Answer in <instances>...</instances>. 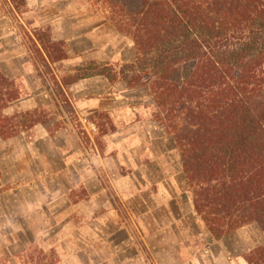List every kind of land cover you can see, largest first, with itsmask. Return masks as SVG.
Instances as JSON below:
<instances>
[{
    "label": "rangeland",
    "instance_id": "rangeland-1",
    "mask_svg": "<svg viewBox=\"0 0 264 264\" xmlns=\"http://www.w3.org/2000/svg\"><path fill=\"white\" fill-rule=\"evenodd\" d=\"M104 14L108 23L102 19ZM91 28L96 35L89 37L90 40H83L84 29ZM35 30L45 37L43 39L48 45L50 42L59 45L55 48L56 51L50 48L51 52L54 51L53 58L58 60L63 51L68 59L49 64L45 57L47 53L36 40ZM79 40L82 44L76 46ZM103 42L110 43L112 54L115 55L113 62H109L112 65L125 64L132 55V40L118 32L111 24L105 8L95 0H0V49L8 47L3 50L5 60L11 57L1 67L3 62L0 51V71L16 82L15 90L21 95L19 100L0 114L11 124L10 127L18 131L8 139L0 137V264H54L62 253L69 251L76 256L77 253L83 254L88 247L91 248L88 252L97 253L95 262L98 264H190L196 254L194 248L208 246L211 241L213 243L232 235L239 239L257 241L263 234H259L258 226L254 224L216 239L195 212L194 194L183 173L180 151L173 136L155 120V105L148 90H129L126 87V96L120 95L119 90L118 109L111 114H82L74 108L55 81L57 78L71 81V77L76 75L75 69L85 63L81 59L87 52H82L103 48ZM14 55L19 61L14 60ZM37 82L44 83L41 91L37 88ZM150 121L159 124L161 129L158 132L162 136L156 135L149 143L152 145L151 141L158 140L156 143H162L159 145L160 150L168 154L167 162L155 166L148 163L147 157L151 156V151L146 150L149 151V156L140 154L144 145L146 147L147 137L142 129L134 132L138 122L143 128L141 123ZM34 122L43 125L50 123L51 136L62 129L70 132L77 153L81 144L90 148L92 141L103 154H107L109 151L104 147L108 134L119 130H122L123 136L128 134L125 138L115 136L112 139L114 150H111V154L123 152L127 156L134 149L137 156H119L105 162L98 159L100 165L93 164L88 168V171H96V167L98 168L100 185L106 190L98 201L101 204H113L119 209L118 217L111 216L106 210L95 213L96 216L103 217L101 233L104 240H110L108 243L102 241L103 243L88 245L80 239L78 241V236L83 235V222L79 218L69 221L70 228L62 230L64 236L60 235V240L45 231L48 219L52 220L46 216L47 210L43 207L33 210L32 204L35 199L36 204L41 196L34 197L30 194L33 180L36 179L33 175H37V170L27 159L25 144H16L10 148L3 147L1 143V140L17 138L23 132H28ZM88 123H93L98 128L93 139L85 131ZM135 146H140V150ZM41 147L43 146L38 147L39 150ZM39 150L35 149V154L40 153ZM15 157H18L17 162L13 161ZM62 166L58 158L54 157L50 169H53V173H58ZM73 170L77 169L73 167ZM173 170H180V174H175L174 181L168 177ZM54 181L50 182L52 186L62 187L64 191L65 188L72 190V202L89 198L76 172H70L68 178L59 173ZM15 189H18L19 194L13 193ZM158 194L162 196H157ZM120 222L125 226H121ZM89 231L91 234L93 229L90 228ZM127 237H131V247L127 246L131 243L126 241ZM245 241L238 243H243V246ZM234 244L228 243L231 250L234 249ZM115 246L119 247L117 255ZM249 246H244V249H249ZM258 248L260 247L243 254L247 263L248 260L255 259L252 253ZM77 264L89 262L77 260Z\"/></svg>",
    "mask_w": 264,
    "mask_h": 264
},
{
    "label": "trees",
    "instance_id": "trees-1",
    "mask_svg": "<svg viewBox=\"0 0 264 264\" xmlns=\"http://www.w3.org/2000/svg\"><path fill=\"white\" fill-rule=\"evenodd\" d=\"M95 2L132 40L134 61L83 63L63 84L104 77L148 90L155 120L180 151L195 212L212 235L253 224L264 235V0ZM34 33L50 63L68 59L63 51L53 58L59 45ZM15 83L0 71V114L21 97ZM10 126L0 115L2 139L18 133ZM252 257L248 264H264V247Z\"/></svg>",
    "mask_w": 264,
    "mask_h": 264
},
{
    "label": "crops",
    "instance_id": "crops-1",
    "mask_svg": "<svg viewBox=\"0 0 264 264\" xmlns=\"http://www.w3.org/2000/svg\"><path fill=\"white\" fill-rule=\"evenodd\" d=\"M102 19L108 23V19L105 14L102 15ZM99 27H101V25ZM105 27H108V24H105ZM82 35L83 40H90L88 38L93 35H96V32L95 30H92V28L88 30L84 29ZM81 44V40H79L76 46H81ZM102 44L103 48L98 47V49H96L95 51H83L82 53L87 52V54L82 56V62H96L101 64H110L109 62H113V56L115 55L112 54L113 51L111 50L110 43L103 42ZM7 48L8 47H3L0 49V51L2 52L1 62H3L1 63V67H3V65L5 66V61L8 62L11 60V57L6 58L5 60L6 55L3 50H7ZM130 52L132 55L128 60L125 61V64H129L134 61V47ZM12 57H14L15 61H19L16 55ZM45 57L49 62L48 57ZM122 63L124 62H121V64ZM4 74L8 75L7 72ZM55 82L57 83V86L63 89V91L65 92V96H67L74 108L78 109V111L82 114H91L95 112L111 114V112L113 111L116 112V110L118 109L117 104L119 102L118 91L121 90L120 95L122 96H126L127 93L126 85L122 81L110 83L104 77L84 79L69 86L63 85V78H57ZM36 85H38L37 88L39 89V91H41V86H44V83L41 82L40 84V82H37ZM148 123L150 126L148 125ZM49 124L50 123H46L43 125L42 123H39L30 128L28 132H23L20 137L9 139L6 141L1 140L3 147L13 148V146H15L16 144H25L24 146L27 150V159L37 170V175H33L34 178L36 177V179L33 180V186L32 188H30V194L34 197L35 195H39L41 196V198H39V200L37 199L36 204L35 199L34 203L32 204L33 210H39V207H43L45 210H47L46 216H48L52 221H49L48 219V224H46L45 231L48 233L50 232V235H52L53 238H55L56 240H60V238L64 236L62 230L70 228L71 222L69 221H75V219L79 218V221L83 222V226L81 228L83 235L81 237L78 236V241L80 239L81 242L83 241L88 245H96L101 243L102 241L108 243L110 240H104V237L101 233V227L104 222L103 217L99 215L96 216L95 213H99L100 211L106 210L111 216L118 217L119 215L117 214L119 209L116 208L113 204L102 203L104 204L102 205L98 201V198L103 196L106 190L103 189V187L100 185L99 177L101 178V176L98 168L96 167V171H88V168H90L93 164L94 166L95 164L96 166L100 165L98 164V159L105 162V160L107 159H113L119 156L129 158L137 156L134 154V149L127 156L123 152H120L117 155L111 154V150H114V144L112 142V139H114L115 136H122L123 138H125L126 136H128V134L123 136L122 130H119V132L108 134L107 137L105 136L107 140L104 138L106 140L104 149L109 151V153L107 154H103V151L99 150L97 144L92 141L90 148H87L83 146V144H81L82 146H79V152L77 153V150L75 151L73 141L71 140L72 138H70V132L62 129L56 134H52L51 136V129ZM141 126H143V128L140 127V122H138L134 127V132L142 129L143 133L145 134V137H147L148 139L147 144L146 147L144 145L142 149L143 152L140 150V146L142 147V145L135 147L139 148L140 154L142 155L144 153L148 155L149 151H151V156L148 155L149 157H147V159L149 160V165L155 166L157 164H164L168 161V154L166 155L163 153V150H160L159 145H162V143H156L158 140L151 141L152 145L149 143V141L153 139L156 135L162 136L161 132H158L161 129L159 124L150 121L141 123ZM40 145L43 146L41 147V150H39L38 148ZM147 147L149 149H147ZM35 149L39 150L40 153L35 154ZM54 157H57L61 165H63L60 172L58 173H53V169H50L53 165ZM13 161L17 162L18 157H15ZM73 167L77 170H73ZM179 171L180 170L174 172L173 170V172L168 174V177H171L174 181L175 174H180ZM70 172L77 173L79 182L87 190L89 198L81 200L79 202H72L70 198V193L72 191L71 189L65 188L64 191L62 187L52 186V184L50 183L55 182L54 177L58 176L59 173L60 175L62 174V176H66L68 178ZM13 193L19 194L18 189L13 190ZM159 195L161 194H158L157 196ZM163 196H165V193H163ZM144 206L145 204L143 205V207ZM120 225L123 227L125 226L121 222ZM90 228L93 229V232L91 234L89 231ZM57 229L59 231H56ZM258 232L259 234H262L259 230ZM60 235L62 237H60ZM233 236L234 235L229 236L226 239L214 241L213 243L211 241L208 246L205 245L201 247H195L194 251L196 254L193 255L190 264H248L245 261L243 254H245L246 252H250L251 250L257 247H264L263 235H260L257 241H254L252 239L248 240V238L239 239L237 236ZM242 240H246L245 245L243 246H241V244L243 243H238ZM126 241L130 242L131 237H127ZM114 242L116 241L114 240ZM229 242L235 243V247L233 250L229 248ZM248 244L250 245L249 249H244V246ZM132 245V241L131 243L127 244V246L130 247ZM115 248V254L117 255L119 254V247L115 246ZM89 250H91L90 247H88L87 250H84L82 252L83 254L77 253L76 256L74 254H71V252L67 251L65 252V254L62 253V256L54 264H77V260H86L87 262H89V264H98L95 262V257L97 253L88 252Z\"/></svg>",
    "mask_w": 264,
    "mask_h": 264
},
{
    "label": "built area",
    "instance_id": "built-area-1",
    "mask_svg": "<svg viewBox=\"0 0 264 264\" xmlns=\"http://www.w3.org/2000/svg\"><path fill=\"white\" fill-rule=\"evenodd\" d=\"M85 131L88 136L93 139V137L98 133V128L93 123H88L87 127H85Z\"/></svg>",
    "mask_w": 264,
    "mask_h": 264
}]
</instances>
